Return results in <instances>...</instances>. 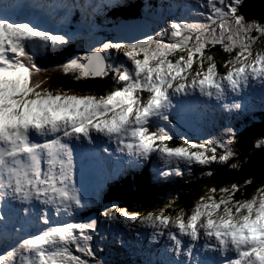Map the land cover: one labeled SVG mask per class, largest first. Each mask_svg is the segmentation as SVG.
<instances>
[{"label": "snow or ice", "instance_id": "6c2138e0", "mask_svg": "<svg viewBox=\"0 0 264 264\" xmlns=\"http://www.w3.org/2000/svg\"><path fill=\"white\" fill-rule=\"evenodd\" d=\"M245 6L246 0L162 4L161 11L177 7L182 15L124 39L98 38L94 16L131 7L125 0H0V264H104L92 242L105 222L136 236L137 225L150 230L159 259L141 264H264V183L249 196L237 183L208 187L187 212H169L165 204L140 213L111 203L77 219L90 202L87 186H100L97 173L114 180L149 161L159 162L164 178L193 166L208 177L214 164L241 167L237 128L194 142L173 121L197 125L201 105L213 102L238 113L249 88L264 91V18H248ZM74 40L80 52L55 68L35 63ZM216 46L227 57L219 67ZM56 71L76 81L111 72L112 83L99 94L51 87ZM251 148H264V135Z\"/></svg>", "mask_w": 264, "mask_h": 264}, {"label": "trees", "instance_id": "16d2710c", "mask_svg": "<svg viewBox=\"0 0 264 264\" xmlns=\"http://www.w3.org/2000/svg\"><path fill=\"white\" fill-rule=\"evenodd\" d=\"M125 2L127 3V1ZM130 5L131 7H124L119 10L117 16L120 18H130L133 15H137L136 4L130 3ZM72 50L73 45L70 43L56 54L37 57L35 63L42 68L53 69L57 64L61 63L66 56L72 54ZM212 51L217 55V64L219 67L221 60L227 57L220 51L219 46L213 48ZM220 71H223V69L220 68ZM109 73L111 74V72ZM40 75L42 77L44 74L42 73ZM110 85L111 83L105 78L76 81L73 80L70 75H63L59 71L53 72L50 80L51 87L63 86L76 91H95L97 94L107 90ZM234 119H236V117H234L233 120ZM215 131L217 132V130ZM218 131L221 132L219 128ZM193 141L197 142L199 140L195 138ZM171 143H178V139H174ZM211 168L213 170V175L218 172L219 169L223 168V172L221 173V175H223L222 178L215 179L212 176H204L202 175L200 166H193L191 172L185 171L183 175L179 176L180 180L176 177L173 178L174 181L166 178L164 181L165 185L162 184L163 187H161L158 182H156L159 176H156V179L153 178L155 176H151V173L148 172L149 169L143 167L140 170L128 171L120 178L111 180L107 187L108 191L104 196L107 202H110V200L115 201L121 206L140 213L162 207L165 204H170V207L167 209L169 212L179 208H183L187 212L198 197L205 193L208 187L214 186L218 189L223 186H229V183H231L230 181H236L235 183L242 186L245 196H249L256 187L264 183V175L259 178L243 174L240 176L234 175L227 177L224 175L233 173L237 170H225V165L220 166L215 164L212 165ZM206 170L207 169H203V171ZM232 178L235 180H231ZM246 179H251V184L245 186L243 182ZM155 188L161 190V192L156 195L151 193ZM236 198H240L239 192L236 193ZM101 203L104 205L102 201ZM89 210L90 208L87 211L88 213ZM94 246H96L98 251H103L100 246Z\"/></svg>", "mask_w": 264, "mask_h": 264}, {"label": "rangeland", "instance_id": "374dc122", "mask_svg": "<svg viewBox=\"0 0 264 264\" xmlns=\"http://www.w3.org/2000/svg\"><path fill=\"white\" fill-rule=\"evenodd\" d=\"M173 12H174V10L170 14L169 13L165 14L164 11H161V10H160V12L159 11L151 12V15L154 17L153 21L155 23L154 26H152V28L158 30L159 28L166 26L167 20L169 18L180 16V13L177 10H176L175 14H173ZM105 19H106V21H104ZM94 21L98 27V28H96V32H95V35L98 38H106L109 36H113V37H123L124 39H131L132 37L140 36L141 33H143V32L151 33V30L146 25H139V27H137L135 30L118 31L117 28L114 27V22H116V21H113L112 19L111 20L107 19L106 15H105L104 19L94 18ZM54 22L56 23L57 20H55ZM120 22L132 23V24L138 25L137 21L124 20V21H120ZM110 24H111V28L110 27L108 28V26H110ZM76 41L79 42L78 40H76ZM261 43L264 44V40H262ZM105 79H107V81L109 83H112V74L109 73L108 76L105 77ZM259 118L264 119V109L262 110L261 107L254 106V108H252V111L249 112V114L247 116L238 117L234 120L231 118L226 119L223 122V125H221V124L216 125L217 123H212V121H209L208 119H206L205 121H203L201 123V131H202L201 133L199 131L196 135H194V132H191V133H189V135L191 138L193 136L196 137L197 140L206 139L209 135H213V136L219 135L225 126H233V127L238 129V136H239L241 134V132L247 126L253 125L252 122H250V121L254 122L257 120H259V121L262 120ZM214 121L219 122L216 120H214ZM208 125H210V127L205 129ZM218 128L220 129L221 132L218 131ZM215 130H217V132ZM259 137L260 136H256V137L252 138L250 140V143L246 146V153L240 158L241 166H243L245 164V162L247 161V159H249V157H252V155H251L252 152L257 151L259 149V148H257V149L251 148L252 142ZM257 163L260 164V161H258ZM225 168H224L225 170H230L229 168L226 167V165H225ZM139 169H141V168H136V170H139ZM237 171H238V169H237ZM237 171H235V172H237ZM235 172L230 173V174H234ZM177 179H179V177H177ZM230 182L235 183L236 181H230ZM231 183H229V184H231ZM243 184H244V182H243ZM93 190L94 189L88 190V193L91 194L93 192ZM159 192H161V190L156 189V188L154 189V191H151V193H153L154 195L158 194ZM99 193H100V188H99ZM111 203H116V202L110 200V202H106L102 206L109 205ZM92 206H96V201L93 202ZM77 217H78V215H77ZM77 219H81V218H77ZM138 231L139 232H145L140 228H138ZM126 233H129V230L128 229L124 230L123 225H118V224L109 225L107 222H105L103 224V229H100V233L94 237V240L92 242L93 247L97 253V258L104 261V264H109L108 255L111 258H113V261L115 262L114 264H126L129 262L132 264L133 261H136V264H141V261L148 259L144 256L143 257L137 256V251H138V249L140 250V247H139V245H136L135 242H133L134 237L133 238L131 237V243H127V240L129 239L130 235H128ZM117 234L120 238L123 239V241L125 240L124 241L125 244L124 243H123V245H121L119 243L117 244L116 241H113L111 243L112 238L114 236H116ZM105 236H106V238H105ZM110 244H111V246H110ZM129 244L131 245V247ZM94 245H98V246L104 245L103 251H98L96 246H94Z\"/></svg>", "mask_w": 264, "mask_h": 264}, {"label": "water", "instance_id": "95a60500", "mask_svg": "<svg viewBox=\"0 0 264 264\" xmlns=\"http://www.w3.org/2000/svg\"><path fill=\"white\" fill-rule=\"evenodd\" d=\"M245 14L248 18H255L261 20L264 18V0H246ZM138 25L148 24L144 21H137ZM264 135V122H259L251 125L247 129L243 130L239 136H237V149L239 152L238 159L246 153V146L250 143V140L256 136ZM252 157H249L245 164L241 166L237 172L234 174H226L224 176H240L243 175H252L253 177L259 178L264 175V148H259L257 151L251 153ZM260 161V164L257 163ZM223 168L219 169L214 175L215 179L222 178ZM231 180H234L232 178Z\"/></svg>", "mask_w": 264, "mask_h": 264}, {"label": "bare ground", "instance_id": "6f19581e", "mask_svg": "<svg viewBox=\"0 0 264 264\" xmlns=\"http://www.w3.org/2000/svg\"><path fill=\"white\" fill-rule=\"evenodd\" d=\"M126 1V0H125ZM73 15H74V12H73ZM72 15V16H73ZM76 17H77V20L79 21V19H80V11H79V9H77V14H76ZM138 27H139V25H138ZM102 150V149H101ZM155 162V161H154ZM155 164H157L156 162H155ZM217 171V170H216ZM157 176H159V175H157ZM111 180H109V182H110ZM102 204V203H101ZM141 233H145V232H141ZM139 238H141V236H139ZM130 245V244H129ZM130 247H131V245H130ZM134 250V249H133Z\"/></svg>", "mask_w": 264, "mask_h": 264}]
</instances>
